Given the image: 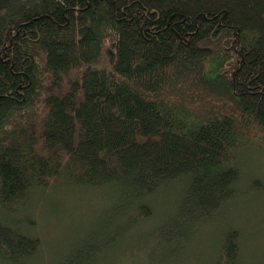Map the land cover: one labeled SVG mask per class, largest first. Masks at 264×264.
<instances>
[{"label":"trees","instance_id":"16d2710c","mask_svg":"<svg viewBox=\"0 0 264 264\" xmlns=\"http://www.w3.org/2000/svg\"><path fill=\"white\" fill-rule=\"evenodd\" d=\"M249 140L264 147V0H0V264L48 261L14 213L57 181L111 204L46 264L126 258L168 188L160 237L180 246L245 190ZM226 229L212 264H246Z\"/></svg>","mask_w":264,"mask_h":264},{"label":"rangeland","instance_id":"374dc122","mask_svg":"<svg viewBox=\"0 0 264 264\" xmlns=\"http://www.w3.org/2000/svg\"><path fill=\"white\" fill-rule=\"evenodd\" d=\"M236 165L242 172L240 188L245 189L243 194L220 209L212 220L206 221L193 236L188 237L189 241L163 249L161 229L170 219L167 215L171 207L173 210L179 201L176 192L164 189L158 194L156 217L136 226L131 233L135 238L129 240L126 258L117 256L111 263L152 264L156 258L153 264H212L221 234L227 226H237L241 232L243 262L264 264V188L256 190L251 186L255 178L264 182V147L261 143L258 140L247 141L238 151ZM110 193L108 189L91 190L66 182H53L46 189L38 187L32 191L28 200L19 207V213H14L15 219L26 233L39 236L43 241L37 259L54 261L67 251L69 245L85 240L95 224L102 223L104 210L111 204ZM5 215V211L0 209V217ZM115 246H118L117 242ZM109 261L103 264H110Z\"/></svg>","mask_w":264,"mask_h":264}]
</instances>
